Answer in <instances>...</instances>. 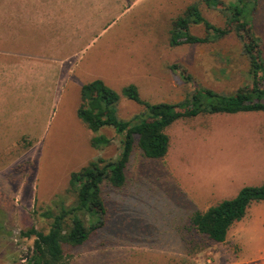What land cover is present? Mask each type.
I'll list each match as a JSON object with an SVG mask.
<instances>
[{
  "label": "rangeland",
  "instance_id": "374dc122",
  "mask_svg": "<svg viewBox=\"0 0 264 264\" xmlns=\"http://www.w3.org/2000/svg\"><path fill=\"white\" fill-rule=\"evenodd\" d=\"M195 1L0 0V264H24L33 237L20 231H47L40 212L53 200L73 201L70 172L119 152L113 128L93 133L77 117L83 83L100 78L116 91L133 83L142 99L170 103L192 83L225 94L249 87L243 42L223 12L228 0L199 3L222 35L169 44L172 20ZM251 21L264 61V0ZM190 32L206 35L202 24ZM142 109L118 102L123 119ZM165 133L164 157L135 146L124 185H103L104 225L65 246L63 264H264V201L253 202L223 242L189 222L195 210L264 182V111L180 118ZM94 135L111 142L95 149Z\"/></svg>",
  "mask_w": 264,
  "mask_h": 264
},
{
  "label": "trees",
  "instance_id": "16d2710c",
  "mask_svg": "<svg viewBox=\"0 0 264 264\" xmlns=\"http://www.w3.org/2000/svg\"><path fill=\"white\" fill-rule=\"evenodd\" d=\"M216 0H198L188 4L171 22L169 44H194L206 42L222 35V30L211 25L202 15L199 3L211 5ZM216 3V2H215ZM214 3V4H215ZM256 0H228L223 6L226 20L242 40V49L248 57L249 87L225 94L202 88L192 83L191 76L184 79L194 86L193 91L181 101L149 102L141 98L135 84L129 83L116 91L102 79L95 78L80 86L76 115L93 133L111 127L119 135L120 149L115 157H98L69 174L67 192L73 201L53 200L52 206L40 212L49 220L47 231L30 227L20 231L22 237H33L32 247L24 257V264H63L64 247L83 244L90 234L104 225L106 213L103 185L115 188L124 185L125 168L136 146L145 157L158 159L165 156L169 137L165 129L180 118L199 114L239 113L264 111V61L260 41L253 31L251 21ZM202 24L206 35H193L190 27ZM183 72V71H182ZM126 98L143 107L128 119L118 116V102ZM111 138L94 135L90 144L95 149L109 145ZM264 201V182L242 186L227 199L195 210L189 216L191 226L207 239L223 242L229 228L240 221L253 202Z\"/></svg>",
  "mask_w": 264,
  "mask_h": 264
}]
</instances>
